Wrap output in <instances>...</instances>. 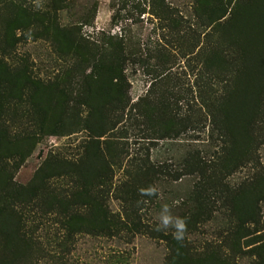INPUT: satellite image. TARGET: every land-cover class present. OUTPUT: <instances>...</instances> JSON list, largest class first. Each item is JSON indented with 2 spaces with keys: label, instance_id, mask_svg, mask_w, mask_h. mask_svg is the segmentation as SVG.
Listing matches in <instances>:
<instances>
[{
  "label": "trees",
  "instance_id": "trees-1",
  "mask_svg": "<svg viewBox=\"0 0 264 264\" xmlns=\"http://www.w3.org/2000/svg\"><path fill=\"white\" fill-rule=\"evenodd\" d=\"M61 1L52 0L46 10H32L24 1L0 0V264H38L48 255L34 235L36 226L26 224L23 209L54 215L61 230L55 233L60 240L55 246L68 253L78 235L122 238L152 232L141 210L157 207L159 193L141 196L138 190L154 186L159 192L185 176L202 177L187 193V223L195 227L207 221L210 198L223 195L236 229L243 226L240 237L250 247L246 252L257 257L254 264H264V241L247 227L258 224L264 180H251L236 192L218 188L216 181L241 167L249 146L264 140V134L254 135L264 122V0H194L199 26L219 34L215 52L204 56L206 69L211 78L228 84L219 97L202 103L222 143L216 164L194 150L173 148L198 120L179 115L178 103L167 101L165 91L154 92V82L165 81L169 69L153 72L146 94L136 101L130 98L126 70L131 64L147 69L149 47L128 34L101 33L104 37L93 40L80 32L81 25H62L56 14ZM150 4L152 14L158 13L174 38L179 36L183 18L165 0ZM29 37L47 41L68 64L51 77L33 76L28 59L16 52ZM165 58L158 57V66ZM128 130L140 144L131 155ZM80 131L87 139L76 159L49 156L26 183L13 179L19 167L15 161H24L40 139ZM162 140L172 141L169 161L151 157V148ZM60 178H66V186L51 184V179ZM111 198L120 204L119 212L110 210ZM153 230L152 236L169 244L173 263L167 264H225L213 256H190L173 236Z\"/></svg>",
  "mask_w": 264,
  "mask_h": 264
},
{
  "label": "rangeland",
  "instance_id": "rangeland-1",
  "mask_svg": "<svg viewBox=\"0 0 264 264\" xmlns=\"http://www.w3.org/2000/svg\"><path fill=\"white\" fill-rule=\"evenodd\" d=\"M24 3L32 10H46L52 5V0H17ZM177 17L183 18L179 36L174 38L158 13L152 14L150 0H64L56 9L59 23L62 25H81V33L90 39H101V33L107 35H130L133 41H138L140 46L149 47L148 68L129 65L126 74L130 83L129 95L132 101L143 97L149 89L153 72L165 67L169 71L165 81L154 82V92L165 91L167 101L178 103L176 111L179 115H189L198 121L192 130L182 134L176 141L179 144L174 149L188 148L198 152L205 160L216 164L221 152L222 143L215 137L214 122L208 114L204 100L217 98L223 93L224 84L219 77H210V70L206 69V54L215 51L213 47L219 34L211 29L203 30L194 15V0H165ZM180 19V18H179ZM88 21L87 24H84ZM205 36H202L204 35ZM172 39V40H171ZM228 48H224L227 50ZM17 55L28 59L33 76L40 78L51 77L65 63L45 40L29 37L22 40L16 49ZM165 55L163 65L158 66V57ZM14 60V59H12ZM10 61V60H9ZM15 62V61H14ZM70 63V62H69ZM217 71L214 67H210ZM146 72H149L146 73ZM218 72V71H217ZM224 72H222V75ZM154 75V74H153ZM214 96V97H213ZM209 98V99H208ZM212 101H214L212 99ZM221 114V113H218ZM263 130L254 132V135L264 134ZM13 128V127H12ZM11 128V129H12ZM190 129V128H189ZM262 132V133H258ZM134 132L128 130V149L130 155L139 151L140 144L133 141ZM87 139V133L80 131L65 136H45L40 139L31 154L22 162L18 160L19 167L13 170V179L21 184L26 183L44 158L60 156L69 160L77 158L82 142ZM260 141V142H259ZM249 146L248 156L244 163L231 175L216 180L218 188L236 192L240 185L251 180H264V140H259ZM172 141H159L151 148V157L154 159L168 160L174 149ZM171 148V149H170ZM169 161V160H168ZM11 164V161H9ZM216 170V169H215ZM121 171L117 172L114 181L119 179ZM202 178V177H201ZM199 177H182L164 188L159 189V205L146 206L142 209V216L150 233H135L132 236L124 235L122 238L105 236L78 235L71 250L61 252L55 243L60 241L56 232H61L54 215L35 213V208L23 209L26 224L36 226L35 236L45 245L48 257L61 258L55 261L46 256L38 264H167L173 263L169 259L171 250L167 241L152 236L159 222V215L163 205L171 208L173 216L187 218V193L194 183L201 181ZM204 178V177H203ZM51 184L66 186V178L51 179ZM228 191L225 192V195ZM224 195V196H225ZM210 198L212 208L211 216L207 221L197 223L194 227L187 223V233L182 244L183 251L197 258L213 256L225 264H254L257 257L246 252L243 226L239 230L235 218L230 216L227 206L223 205V195ZM110 210L120 211V204L113 198L110 200ZM146 227V228H147ZM194 227V228H193ZM252 235H259L264 241V197L258 202V224L247 223ZM193 228V229H192ZM145 229V228H144ZM255 229V230H254ZM167 236H172V230L162 231ZM54 234V235H53Z\"/></svg>",
  "mask_w": 264,
  "mask_h": 264
},
{
  "label": "clouds",
  "instance_id": "clouds-1",
  "mask_svg": "<svg viewBox=\"0 0 264 264\" xmlns=\"http://www.w3.org/2000/svg\"><path fill=\"white\" fill-rule=\"evenodd\" d=\"M141 196H157L158 192L154 186L149 188H141L138 190ZM172 230L173 239L177 242H183L187 233V218L180 216H173L171 208L168 205H163L160 215L159 222L157 224L158 231Z\"/></svg>",
  "mask_w": 264,
  "mask_h": 264
}]
</instances>
